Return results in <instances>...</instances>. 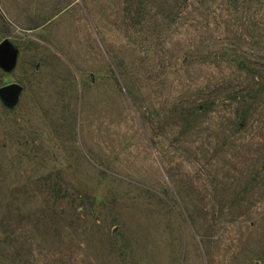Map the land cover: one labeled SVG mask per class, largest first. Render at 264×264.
Instances as JSON below:
<instances>
[{
  "label": "rangeland",
  "instance_id": "obj_1",
  "mask_svg": "<svg viewBox=\"0 0 264 264\" xmlns=\"http://www.w3.org/2000/svg\"><path fill=\"white\" fill-rule=\"evenodd\" d=\"M0 264H264V0H0Z\"/></svg>",
  "mask_w": 264,
  "mask_h": 264
},
{
  "label": "water",
  "instance_id": "obj_2",
  "mask_svg": "<svg viewBox=\"0 0 264 264\" xmlns=\"http://www.w3.org/2000/svg\"><path fill=\"white\" fill-rule=\"evenodd\" d=\"M18 49L7 39H0V68L5 72H11L16 65ZM22 92V85L18 82L5 83L0 86V101L12 108L18 103Z\"/></svg>",
  "mask_w": 264,
  "mask_h": 264
}]
</instances>
